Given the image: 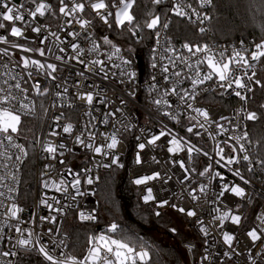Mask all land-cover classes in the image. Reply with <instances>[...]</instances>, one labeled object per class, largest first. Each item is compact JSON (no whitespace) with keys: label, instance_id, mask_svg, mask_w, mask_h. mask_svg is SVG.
Returning <instances> with one entry per match:
<instances>
[{"label":"snow or ice","instance_id":"obj_1","mask_svg":"<svg viewBox=\"0 0 264 264\" xmlns=\"http://www.w3.org/2000/svg\"><path fill=\"white\" fill-rule=\"evenodd\" d=\"M149 3L157 10H146L141 20L139 10L143 0H58L55 6L51 3V0H21L20 3H15L14 0H0V30H4L3 33H0V45L7 46L0 47V69L4 70L0 75L7 76V79L0 83V149H3V151H0V189H6L8 193L17 191L15 184L20 182L17 173L29 157V151L25 144L18 143L17 140L21 137L27 139L24 132L33 131L25 128L28 118L43 119L37 112L36 101L30 97V93H35L36 96L40 97L46 96L51 90L47 86L48 81L52 82V88L58 89L55 92L57 97L66 95L69 91L66 86L68 81L56 75L61 71V68L57 63L49 62L47 58L52 56L55 61L61 62L66 67L70 61H75L83 66V70L75 72V75L81 79L75 81L73 86L77 89L76 98L84 101L88 108L84 115L96 120L97 117L92 115L93 110H95V103L107 106L108 104H114L115 100H109L105 90L100 85L89 86L87 84V74L102 76L103 81H112L113 84L124 85V94L132 99L136 98L141 81L138 78L136 69L133 67V60L131 57L121 54L122 48L117 43L108 36L101 38L102 44L93 38V33L89 31L93 25V19L99 17V20L109 29L115 28L121 34L127 32L130 37L136 38L137 42L143 39L139 33L147 29L155 36V43L158 46L152 50L151 62V67L158 69V71L151 75L146 86L150 102L155 106L157 113H160L162 107L173 109L175 104L182 106L189 113L187 115L189 126L186 127V133L190 135L179 136L166 125L160 127L158 133H152L150 129H140L142 133L147 131L150 135L143 142L138 143L137 147L140 151L135 155V163L137 165L147 163L146 160L142 159L141 153L147 146L159 147L160 145L157 142L161 141L162 138H165L163 145L167 153L174 156L181 152L186 154L187 161L183 157L171 161L173 166L178 165L184 171V180H189L188 174L196 171L195 168L187 166V163L193 161V153L202 154L206 157L209 163L198 175H207L209 183L214 180L224 181L221 184L220 191L211 201L212 203L223 204L224 210L222 211L219 207L214 208L212 211L218 213V215L212 219L214 222L218 221L217 227L220 229L223 244L230 250L224 251L222 255L231 259L233 255L243 253L233 247L236 240L234 229L232 232L223 230L225 222L230 221L232 225L239 227L246 218L239 211L241 205L234 204L229 207V202L225 201L224 197L227 193L241 198L247 203H251V199L248 197L245 187L235 183V181H227L222 171L218 169H227L234 178H239L242 184L247 186L251 183V180L247 178L245 173H255L257 164L264 171V158L253 159L250 150L252 141L249 138V132L242 130L246 126L239 121L233 124V121L226 116H214L210 110L194 105L202 94L215 89L232 90L234 95L241 101H246L249 98L247 94L254 92L253 85H258L264 89V82L257 76V65L264 67V39L251 47H232L231 49L218 48L208 43L193 44L186 41L178 49L172 43L171 37H162L161 35V30L169 29L170 15L187 19L189 22L198 23L199 25L210 21L212 18L207 14L202 15L188 0H149ZM165 4H167V14L159 8V6ZM212 4L213 0H200L201 8ZM25 13H27V17ZM193 15L196 17L195 21L192 20ZM48 16L57 18L62 16L65 18V25L71 26L75 23L79 25L81 31H69L62 28L65 36L72 38L71 40L62 39L58 32L49 31L48 25L40 22L41 18ZM86 16H93V19L85 18ZM15 22H22L23 27L17 26ZM260 27L261 31H264V23ZM198 30L200 33H206L207 31L204 27H199ZM27 31L36 34L35 37L28 36ZM50 37H53L54 40H50ZM80 37L90 42L91 47L87 49V53L95 54L96 58H85L86 51L77 42ZM162 39L163 44L161 43ZM21 40L23 43L19 42ZM103 46H107L108 50L102 52ZM68 48H71L74 55L67 57L61 55L66 53ZM181 49L186 50L188 55L185 56ZM18 53L19 55H17ZM101 55L105 58H99ZM37 56L44 58V60L36 58ZM114 57L119 60L118 63L114 61ZM158 60L160 62L167 61V63H158ZM178 64L183 65V68L175 71L170 70L177 69ZM9 65H13V67L10 68ZM15 68L24 70L23 74L15 72ZM184 68L192 74L182 76ZM113 69L117 71H113ZM173 76L182 78L173 82L171 79ZM41 77H43V80H41ZM114 77H118V79L113 80ZM58 80L62 82H57ZM185 80L190 82V88L180 87ZM205 82H212L215 89L202 88L201 86ZM169 84L171 87H169ZM61 88L62 92L59 91ZM80 89L85 90L81 91ZM172 97H176L177 100L173 101ZM116 100H119V106L105 113L101 121L108 124L109 119L112 118L119 125L111 133H100L106 143L96 144V133L90 130L95 128V125L91 122L85 124L84 130L75 136L74 144L90 150L94 156H111L109 163H96L95 169L101 167L110 169L113 165L123 167L119 163V156L115 154V150L121 144L118 135L121 129L124 132L131 131L133 125L130 123L129 114L125 111L128 101L120 95L116 97ZM39 107L46 116L49 109L45 108L43 103ZM53 107H55V104ZM261 107L264 108V105H261ZM191 113H195V115ZM64 115L63 112H60L52 117V125L48 126L49 130L47 132L49 137L60 136L61 133L57 131L60 128H62L63 133L71 134L73 132L74 125L72 123L60 124V120ZM162 115L176 121L178 124L180 123L179 112L163 111ZM242 119L254 122L258 119V116L255 111L245 110ZM221 121H228L230 127L242 130V134L228 135L226 139L218 141L213 150L214 154L192 142V136L203 138L206 134L208 139L216 140L217 136L228 133L229 127H225ZM113 126L115 127V125ZM200 130H203V132ZM85 133H87L86 136ZM33 136L35 137L34 143L41 145L43 153L47 154L43 159L55 161V164L45 163L44 170L40 173L44 189L52 188L57 192L68 193L70 186L74 190V194L70 198L75 202L78 196L88 194L87 191H81L82 184L92 186L101 181L102 177L93 168L85 167L81 173L73 172L72 168L66 167L65 154L74 153V149L67 146L66 143H54L52 140L44 141L36 136L35 132H33ZM168 137L170 139H167ZM137 139L140 138L137 137ZM226 148L228 149L227 152ZM152 161L157 164L160 163L155 156L152 157ZM90 162L92 161L90 160ZM56 164L65 166L63 173L56 169ZM52 171H57L60 177L58 181L50 179ZM68 174L73 177L71 182L65 178ZM45 177H49V179H45ZM170 178L162 176L160 171L153 170L151 174H138L132 182L140 186L147 185L149 181H166ZM6 181L12 183L9 184ZM206 189L207 185L204 184H200L198 187V191L205 195H207ZM196 192L197 188H192L189 192L193 201L199 200ZM0 197H5L4 191H0ZM7 199L12 202L5 206L3 200H0V208L5 209V214L10 219L18 221L13 227L15 233L20 234L15 237V243L12 247L23 248L29 252L36 249L49 264H149L151 260L147 242L139 237L134 240L127 235H123L120 225L115 221L108 225L105 232L89 234L86 241V251L79 256L71 251L66 233L63 234V239H50L45 243L43 242L44 236L42 233L34 232L33 229L29 228H21L18 214L23 209L14 202L12 197H7ZM52 199L61 206L53 208L46 197L41 199L39 203L49 210L63 215H67V212L73 208H78L75 203L65 207L55 197H52ZM142 200L145 203L156 200L152 187L145 188ZM165 206L174 208L188 217L197 216V211L194 208L179 207L176 204H170L166 199L157 202L158 208ZM155 214L157 216L161 215L159 211ZM76 216L80 222H94L98 219L94 208L87 212L78 210ZM38 219L41 222L56 223L55 216H40ZM255 220L259 223L246 232L247 237L250 238L253 244L257 241H264V211L255 214ZM33 223H35V220H33ZM198 223L203 225L204 222L198 220ZM61 231L58 228H49L47 234L51 237ZM172 231H175V229H172ZM25 232H27L26 238L24 237ZM200 232L205 236L209 235L207 227L202 226ZM0 240H4V237H0ZM12 240L13 237L9 236L6 242ZM194 248L195 245H189L190 251ZM65 249H69V251H65ZM17 255L18 252L16 251L0 252V256L3 257H15ZM204 262L212 264L211 253L204 255L199 264H204ZM9 264H11L10 261ZM253 264H255V261H253Z\"/></svg>","mask_w":264,"mask_h":264},{"label":"built area","instance_id":"obj_2","mask_svg":"<svg viewBox=\"0 0 264 264\" xmlns=\"http://www.w3.org/2000/svg\"><path fill=\"white\" fill-rule=\"evenodd\" d=\"M15 3H20L21 0H14ZM189 3H192L193 7L197 9V11H200L201 14H207L209 15V10L211 8V5L205 6L201 8L200 0H188ZM51 3L55 6L58 3V0H51ZM163 11L165 14H167V4L162 5ZM162 9V7H160ZM27 17V13H25ZM83 15V14H82ZM210 16V15H209ZM176 17L174 15H170V26L167 30H161L162 37L168 36L171 37L170 33V27L173 22V18ZM85 18L93 19V16H86ZM182 19V18H181ZM65 18L60 17H52L48 16L46 18H41V23H46L48 25L49 31H56L61 36L62 39L71 40V37H66L65 32L62 30V28H65L69 31H81L79 28V25L73 23L71 26L64 24ZM185 21L189 22L187 19H184ZM192 20L195 21L196 17L193 15ZM8 23V22H5ZM17 26L23 27L22 22H15ZM192 23L199 29V27L206 28V33H200L204 36V41L199 44L208 43L209 45H215L218 48H229L232 47H244L249 46L251 47L257 42H261L264 37L259 39H250V40H242L238 42H230V43H218L213 40L211 30H210V23L209 21H206L204 24L199 25L198 23ZM109 28L103 24L102 21L99 20V17H95L93 19V25L89 29L93 33V38L97 40L98 43L102 44V37L108 36L106 35L105 31ZM199 31V30H198ZM4 30H0V33H3ZM26 34L30 37H35L36 34L31 33L30 31H27ZM141 36V35H140ZM154 36V35H153ZM109 37V36H108ZM136 39V38H135ZM50 40H54L53 37H50ZM155 36L153 37V44L150 48V55H149V61L146 67L141 69L138 67L135 63H133V67L137 71V75L139 80L141 81V86L139 90L137 91V96L135 99H132L130 97H127L124 94V85H116L113 84L112 81H103L102 76H95L91 74L88 75L87 84L89 86L91 85H100L104 90L107 98L109 100H115L114 104H108L107 106L95 103V110H93L92 115L97 117L96 120H92L91 117H87L84 115L85 111L88 110L87 106L85 105L84 101L78 100L76 98V92L77 89L73 86L74 82L77 80H80L81 78L75 75V72L77 70H83V66L77 64L75 61H70L69 65L66 67L61 62L55 61L54 57L49 56L47 59L49 62H55L58 64V66L61 68V71L56 73L58 77H62L64 80L68 81L67 87L69 89L68 93L66 95H63L61 97H57L55 95V92L58 89L52 88V82L48 81L47 86L50 87V92L43 97L36 96L35 93H30V97L36 101L37 104V112L43 117L42 120H37L33 118H28L25 128L32 129V135L33 132L36 133V136H39L42 140H52L54 143L64 142L67 146L72 147L74 149L73 154H65L64 159L66 160V167L72 168L73 172H83V169L85 167L93 168L97 173L102 177L101 181L92 185L88 186L86 184L81 185V191H87V195L84 196H78L77 200L73 202L71 200V195L74 194V190L69 186L68 193L63 192H57L55 189L49 188L44 189L41 183V177L40 173L44 170L43 166L45 163H54L55 161H47L43 159V157L47 154L43 153L42 147L39 144L34 143L35 137L33 136L32 139V145L34 150V174H33V184L31 189H27L25 187V165L27 163V160L25 161V164L21 166V170L17 173L19 183L15 184V187L17 189L14 193H8L6 189H0V191L5 192V197H0V200H3V203L5 206L9 205L12 201L7 199V197H12L14 199V202L17 203V205L23 209L22 212L18 214L19 222L21 228H29L33 229L34 232L42 233L44 236L43 242L47 243L50 239H63L64 233L68 236V243L71 246V251L79 256L81 253L86 251V241L85 245L82 247L80 246H73L71 245L72 235L69 231L68 223L70 220L76 223L81 224H96L97 221L94 222H80L77 219L76 212L78 210H83L85 212L95 209L97 216H98V208L99 203L97 199V192L100 186L103 182V174L107 171L116 169L119 171H124L126 173L128 182L131 186V188L137 192V201L140 205L147 207L154 211H160V212H166L171 213L173 215H176L178 217H182L185 219V221L190 225V227L195 230L199 238L202 240L201 246L194 241L190 239H185L181 242V247L185 250L187 254L188 261L190 264H199V262L202 260V257L204 255H208L209 253L212 254V264H253V261H255V264H264V241H257L255 244H253L249 237H247L246 232L251 227L256 226L259 222L255 220V214L258 212L264 211V171L261 170V167L259 164L256 165V171L255 173L248 174L245 173L247 178L251 180V183L247 186L243 185L242 182L239 180V178H234L230 172L227 171V169H218L222 171L224 176L226 177V180L229 182L235 181V183L241 184V186L246 188V192L248 194V197L251 199V203H247L245 200H242L241 198L232 196L230 194L225 195L224 200L229 202V207H232L234 204L241 205L239 211L242 214L243 217L246 219L243 220L241 226L237 227L231 224L230 221L225 222V228L223 230L230 231L234 229V235L236 237V240L233 243V247L237 251H242L243 254L241 255H233L231 259L228 257H224L222 253L224 251H230L227 246L223 244L222 237L220 235V229L217 227L218 221H213V217L218 215V213L212 211L214 208L219 207L221 210H224V206L221 203H212L211 201L214 199L215 195L220 191L221 184L224 181L220 180H214L211 183H209V178L207 175L205 176H199L198 173L200 171H203L204 167L209 163V160L204 157L202 154H196L193 153V161L187 163V166L189 168H195V172L189 173V180H184L183 177L185 175L184 171L179 168L178 165L173 166L171 161L173 159H179L183 157L187 161V156L184 152H181L177 155L169 154L166 152V149L163 145V140L165 138H162L161 141H158L157 143L160 145L159 147H152L147 146L143 152L141 153L142 159L146 160L147 163L142 165H137L135 163V155L138 151H140L137 147L138 143L143 142L148 135H150L149 132L142 133L140 129H150L152 133H158L160 127L167 126L168 128L172 129L175 133H177L179 136H188L190 134L186 133V127L189 126V122L187 120V115L189 114L182 106H179L178 104H175L173 109H167L166 107H162L160 113H157L155 106L150 102L149 93L146 91L147 82L150 80V77L152 74L156 73L158 69H153L151 67L152 62V56H153V48L158 47L155 43ZM23 43V41H19ZM77 42L80 43L81 47L85 49L86 51V59L96 58L95 54H88L87 49L91 47V44L89 41H85L82 37L77 39ZM243 42V43H241ZM161 43L163 44V39L161 40ZM172 43L176 46V48L180 49V45L173 41ZM38 44V40H37ZM196 44V43H194ZM62 47L64 45H61ZM0 47H7L6 45H0ZM122 48V47H121ZM107 46H103L102 52L107 51ZM183 54L185 56L188 55L186 50H182ZM122 55L128 57L124 49L122 48ZM19 55V53L17 54ZM61 55L70 56L74 55L72 53L71 48H68L66 53H63ZM41 60H44V58L36 57ZM99 58L104 59L105 57L101 55ZM7 59L6 57L4 58ZM15 59V57H14ZM115 62H119L117 58H113ZM158 63H167V61L160 62L158 60ZM10 68L13 67V65H9ZM180 68H183V65L178 64L177 69H170L171 71L179 70ZM15 72H21L23 74L24 70L20 68H15ZM113 71H117L113 69ZM4 72L3 69H0V74ZM186 68H184L183 75H191ZM257 76L261 80H264V67L257 65ZM26 78V75H25ZM182 78V77H181ZM177 77H171L172 81L174 82L176 79H181ZM4 79H7V76L0 75V83L3 82ZM118 79V77H114L113 80ZM41 80H43V77H41ZM62 82V81H57ZM163 84V82H161ZM169 87L171 85L169 84ZM180 87H189L190 88V82L185 80L184 84H182ZM202 88H213L215 89V85L212 82H205L204 85L201 86ZM255 87L256 85H253L254 92L249 93L248 99L246 101H241L238 97L234 95V92L232 90L225 91L223 89H215L214 91H210L208 93L202 94V96L198 99V101L195 103L194 106L197 107H203L205 109L210 110V112L214 116L223 115L228 117L233 121V124H235L237 121H239L242 125L246 126L242 130L248 131V122L243 120V116L245 115L246 111L250 110V104L253 101L254 93H255ZM81 91L85 89H80ZM59 91L62 92V88L59 89ZM163 91V89H161ZM120 95L124 99L128 101L127 106L125 108V111L129 114V120L130 123L133 125L131 131L124 132L121 129V132L118 135V139L121 141V144L118 146V148L115 150V154L119 156L120 160L119 163L123 165V167H118L116 165H113L110 169H104L99 168L95 169L96 163H109L111 160V156L104 157V156H94V154L82 146L74 144L75 136L80 134L82 130H84V125L91 122V124L95 125V128H91V131H94L96 133V144H104L106 141L103 139V137L100 135V133H111L115 131L116 127H119L118 124H116L115 120L112 118L109 119L108 124H104L101 121L103 120V116L108 111H111L115 107L119 106V100H116V97ZM99 99V98H97ZM173 101H176V97H172ZM43 103L45 108H48L49 111L46 116H44L42 110L40 109L39 105ZM55 104V107L53 105ZM163 111H174L179 112V120L180 123H176V121L171 120L168 117H164L162 115ZM60 112H63L65 115L60 120V124L64 125L67 123H72L74 125L73 132L71 134L63 133L62 128L57 129L61 133L58 137H49L47 135L48 132V126L52 125V117L59 114ZM192 115H195V113H191ZM202 119V118H201ZM221 123L224 124L225 127H229V132L224 134L223 136H217L216 140L208 139L207 135L205 134L203 138L192 136V142L195 143L198 147H202L203 149L209 151L210 153H213V150L215 149L216 143L218 141H222L226 139L228 135H241L242 130H236L229 126L228 121H221ZM115 125V127L113 126ZM203 132V130H200ZM249 132V131H248ZM87 133H85V136ZM137 137L140 139L138 140ZM249 138L252 141L251 144V153L254 160L259 158H264V154L260 153L257 144L252 140L250 134ZM167 139H170L168 137ZM18 143H23L22 138H19L17 140ZM243 142V141H242ZM27 150L28 147L25 144ZM223 146V145H222ZM106 150V149H105ZM0 151H3V149H0ZM14 151V150H10ZM29 151V150H28ZM228 149L226 148V152ZM155 156L157 160L160 161V163H155L152 161V157ZM90 160L92 162H90ZM64 167L59 164H56V169L59 170V172H64ZM153 170L160 171L162 176L165 177H171L170 179L165 180H155V181H149L147 185H135L132 181L137 177V175H144V174H151ZM243 171V169H242ZM59 175L57 174V171L51 172L50 179L59 180ZM66 180L71 182L73 179L71 174L66 175ZM45 179H49V177H45ZM183 181V182H182ZM6 183L11 184V181H6ZM200 184L207 185V195L202 194L198 191V187ZM152 187L153 188V195L156 197L155 201H150L148 203H145L142 200V195L145 194V188L146 187ZM192 188H197L196 195L199 196V200L193 201L189 195V192ZM47 198L48 202L53 205V208L60 207V204H57L55 200L52 199V197H55L56 200H59L61 204H63L65 207L70 204H76L78 208H73L67 212V215H63L61 213L51 211L46 206L41 205L39 202L43 198ZM168 200L170 204H176L179 207H185L188 209L194 208L197 211L196 217H188L184 213H181L177 211L174 208L165 206L163 208L157 207V202L161 200ZM40 216H55L56 217V223H50L48 221L41 222L39 221L38 217ZM33 220H35V223H33ZM198 220H202L204 223L201 225L198 223ZM17 220L10 219L5 214V209L0 208V237H4V240H0V252L3 251H16L18 252V255L15 257H3L0 256V264H9V261L11 264H17L18 259L21 252H29L25 251L23 248H13L12 245L15 243V237H18L20 234L15 233L14 225L17 223ZM110 224V223H109ZM101 225L103 226L102 229H99L100 226L97 227L95 231L90 232L89 234H98L101 232H105L108 225ZM204 226L209 229V235L205 236L203 233L200 232V228ZM49 228H58L62 231L60 233H55L53 236L49 237L47 234V229ZM88 234V235H89ZM12 236L13 240L11 242H6L7 237ZM24 237H27V232L24 233ZM88 237V236H87ZM189 245H195V248L193 250H189ZM250 250V251H249ZM65 251H69V249H65ZM150 251V249H149ZM30 252H35L45 263L49 264L48 261L44 260L43 256L40 255L38 250L32 249ZM151 254V251H150ZM152 259V255H151ZM151 261V260H150ZM150 263V262H149ZM204 264H208V262H204Z\"/></svg>","mask_w":264,"mask_h":264},{"label":"trees","instance_id":"obj_3","mask_svg":"<svg viewBox=\"0 0 264 264\" xmlns=\"http://www.w3.org/2000/svg\"><path fill=\"white\" fill-rule=\"evenodd\" d=\"M163 6H159V8ZM154 9L149 0H143L139 10L140 18L143 19L145 12ZM212 18L210 30L212 38L218 43L238 42L264 37L261 31V24L264 23V0H213L209 10ZM115 43L124 49L128 57L143 69L147 66L150 55V48L153 44V34L147 29L139 33L143 37L137 42L129 33L122 34L116 30L108 29L105 31ZM170 33L175 43L184 42L201 43L204 36L201 35L195 25L174 17L170 27ZM131 49V51H129ZM264 82V80H261ZM256 93L250 104V110L257 113L258 119L248 122V131L252 140L257 144L260 153L264 154V89L256 85ZM27 129V128H26ZM23 139L29 150V158L25 165V187L29 190L33 184L34 174V150L32 145L33 135L30 131H25ZM137 192L134 191L127 179L124 171L116 169L107 171L103 174V182L97 192L99 203L98 221L96 224H81L73 222L69 226L72 235L71 245H85L88 234L95 231L98 226L117 222L122 229V234L136 239L142 238L147 242L151 251L152 259L149 264H190L185 250L181 247V242L185 239L196 241L201 246L202 240L195 230L180 217L193 236H181L172 227V219L165 212H160L157 216L156 211L140 205L137 201ZM171 214V213H170ZM172 216H176L171 214ZM178 217V216H176ZM154 226V227H153ZM155 227L165 229L169 235L168 242L158 240L154 233ZM175 229V231H172ZM157 230V229H156ZM17 264H47L35 252H21Z\"/></svg>","mask_w":264,"mask_h":264},{"label":"rangeland","instance_id":"obj_4","mask_svg":"<svg viewBox=\"0 0 264 264\" xmlns=\"http://www.w3.org/2000/svg\"><path fill=\"white\" fill-rule=\"evenodd\" d=\"M255 93H256V88H255ZM165 214L167 216L171 217L172 227H174L178 231L179 235H181V236H193L192 231L188 229V225H186V223L180 217L172 216L170 213H166V212H165ZM72 223H73V221L70 220L68 223V227L71 226ZM152 233H154V235L156 236V238L158 240L168 242L167 238L169 239V237H168L169 235H167L165 229H161V228L159 229V228L155 227V229H154V231H152Z\"/></svg>","mask_w":264,"mask_h":264},{"label":"water","instance_id":"obj_5","mask_svg":"<svg viewBox=\"0 0 264 264\" xmlns=\"http://www.w3.org/2000/svg\"><path fill=\"white\" fill-rule=\"evenodd\" d=\"M148 31H149V30H148ZM249 122H251V121H249ZM156 212H157V211H156ZM159 212H160V211H159ZM102 228H103V226H100V227H99V229H102Z\"/></svg>","mask_w":264,"mask_h":264}]
</instances>
